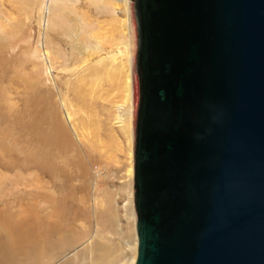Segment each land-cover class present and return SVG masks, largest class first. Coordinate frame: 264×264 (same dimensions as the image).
Wrapping results in <instances>:
<instances>
[{
	"label": "water",
	"instance_id": "95a60500",
	"mask_svg": "<svg viewBox=\"0 0 264 264\" xmlns=\"http://www.w3.org/2000/svg\"><path fill=\"white\" fill-rule=\"evenodd\" d=\"M134 264H264V0H135Z\"/></svg>",
	"mask_w": 264,
	"mask_h": 264
},
{
	"label": "rangeland",
	"instance_id": "374dc122",
	"mask_svg": "<svg viewBox=\"0 0 264 264\" xmlns=\"http://www.w3.org/2000/svg\"><path fill=\"white\" fill-rule=\"evenodd\" d=\"M86 15L96 25L94 31L84 30ZM137 48L135 0H0V240L20 234L24 211L31 218L38 212L46 217L48 211L53 247L62 245L63 238L72 250L97 236L110 254L105 264H130L136 210L134 181L127 172L129 156L113 149L108 157L88 158L67 121L62 96L81 119L83 110L91 111L87 89L97 72L88 71L89 66L99 57L109 62L117 55L115 62L126 66L135 92L134 136ZM37 78L46 85L38 86ZM79 80L84 82L80 89ZM94 100L106 138L108 112ZM115 101L112 110L122 104L119 95ZM105 106L110 108L111 103ZM40 111L41 129H54L57 121L59 138L51 143L39 138L29 145ZM117 132L127 146L118 127Z\"/></svg>",
	"mask_w": 264,
	"mask_h": 264
},
{
	"label": "bare ground",
	"instance_id": "6f19581e",
	"mask_svg": "<svg viewBox=\"0 0 264 264\" xmlns=\"http://www.w3.org/2000/svg\"><path fill=\"white\" fill-rule=\"evenodd\" d=\"M43 6L41 9H43ZM83 21L84 30L86 32L91 30L94 31L95 24L93 25L92 22L88 21L87 15L83 17ZM114 55L115 54H113L109 62L105 61L104 57H99L97 64H94L95 66L91 65L88 68L90 72H98V77H96L97 72L93 74L95 77L92 80L93 84L87 89L92 99L91 111L89 113L83 110V114H86L85 116L82 115L81 119H79L74 115L71 109L68 108L66 97L62 96V104L67 121L74 130L79 142L82 144V148L86 151L88 158L97 160L102 159L105 155L108 157L109 154L113 153V149H115L114 151H125L127 156H129V162H131L127 172L134 180L135 134L133 136L131 125L133 111L135 110V103H133V101H135V92L126 66L116 64ZM126 58L128 57L126 56ZM48 62L51 65V59L49 57ZM36 82L38 86L46 85L45 83H47L44 80H39V78H37ZM79 82H82L79 85L80 89L84 82L83 80H79ZM104 84L107 85V89L104 88ZM117 95H119L122 104L117 109L114 108L112 110ZM96 98L101 102L105 111L108 112L106 121H108L110 125L105 131L107 139L101 133L102 119L99 118L100 114L97 111L96 102L94 100ZM105 102L111 103V107L107 108ZM40 113L41 114L38 115L36 120H34L36 128L34 127L30 138L27 140L29 145H32L37 139L39 140V138L46 143H51L59 138V135L57 136L56 133V128L58 127L59 129L60 126L56 124L57 121L53 124V126L55 125L54 129H41L39 124L44 123V116L42 111H40ZM117 127L118 131L125 136L127 146L123 145V140L117 132ZM31 153H33V151H31ZM78 155L79 152L76 151V156ZM34 158L36 161L37 158L35 155ZM1 178L2 177H0V180ZM44 209L45 208H43V210ZM134 210H136L135 203ZM36 214L37 215L31 218L28 211H24V217L21 222L22 225L20 226V234H10L7 241L0 240V264H105L109 262L110 254L107 250V245H101V241L97 239V236L90 237L87 241L81 243L72 250L71 248L68 249L65 247V244L68 242L63 238L60 242L62 245L53 247L50 244L51 241L49 238H52V231L54 228L53 224L49 222L47 218L48 211L46 217L40 215L41 213L39 212ZM44 214L46 213L44 212ZM136 216L137 213L135 212V220ZM37 229L38 231H36ZM135 235L136 239L134 240V245L131 246L134 254L130 260V264H134L136 258V225ZM68 237L72 238V236ZM98 238L103 239L102 236H98ZM112 262L113 261H111L110 264H112Z\"/></svg>",
	"mask_w": 264,
	"mask_h": 264
}]
</instances>
